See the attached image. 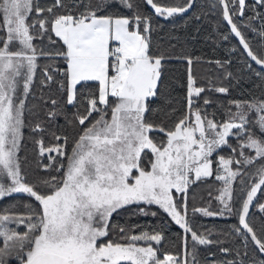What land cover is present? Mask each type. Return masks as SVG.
Returning a JSON list of instances; mask_svg holds the SVG:
<instances>
[{
  "label": "snow or ice",
  "instance_id": "1",
  "mask_svg": "<svg viewBox=\"0 0 264 264\" xmlns=\"http://www.w3.org/2000/svg\"><path fill=\"white\" fill-rule=\"evenodd\" d=\"M5 201L0 264H264V0H0Z\"/></svg>",
  "mask_w": 264,
  "mask_h": 264
},
{
  "label": "trees",
  "instance_id": "2",
  "mask_svg": "<svg viewBox=\"0 0 264 264\" xmlns=\"http://www.w3.org/2000/svg\"><path fill=\"white\" fill-rule=\"evenodd\" d=\"M42 3L46 2V0H41ZM163 22V21H162ZM177 27L179 31L177 34L180 36L181 41L185 43V47L182 49L186 52L194 53L196 56L204 57L205 59H212V58H226L230 55H234L230 53V48L232 46H238L237 40L233 37L229 41H222L219 39L216 35H211L213 33V26L210 22L205 21L203 25H199L200 31L198 34H196V25H192L189 23L186 27H180L183 25V21H177ZM169 27L171 25L169 24ZM222 31H226V26L221 29ZM195 35V39L192 37ZM248 36L250 39L253 38L252 33H248ZM255 42V41H253ZM207 65H199L197 75L200 77H203L205 70L207 69ZM239 65L237 64L234 67V71L238 70ZM186 66L178 61H174L172 64V70L171 75L176 78L177 80V88H176V95L182 96L183 91L179 87V84L181 82H184L186 80V72H185ZM203 82V80H201ZM252 81L248 78H245V81L243 82V88L244 89H250L252 88ZM239 91V89H237ZM236 94L235 92L233 93ZM26 152L29 155V162L32 166H34V162L31 160L32 150L31 145L28 146L26 149ZM198 192H203V189H198ZM20 197H17V200H19ZM16 202V201H5L3 204H0V207L7 206L9 203ZM124 219H127V216L124 217ZM204 224H206L209 227L212 226H218L219 229H224L229 227L231 223H234L233 220H223V219H216V220H203ZM131 223H140L144 225H151L154 228L160 229L163 227L161 221L158 218H153L151 216L148 217H134L131 220ZM175 232V228L172 229L171 232H168V235L171 236ZM167 250L168 251H175L173 248V245L171 241L167 244Z\"/></svg>",
  "mask_w": 264,
  "mask_h": 264
},
{
  "label": "rangeland",
  "instance_id": "3",
  "mask_svg": "<svg viewBox=\"0 0 264 264\" xmlns=\"http://www.w3.org/2000/svg\"><path fill=\"white\" fill-rule=\"evenodd\" d=\"M208 220H211V219H208Z\"/></svg>",
  "mask_w": 264,
  "mask_h": 264
},
{
  "label": "water",
  "instance_id": "4",
  "mask_svg": "<svg viewBox=\"0 0 264 264\" xmlns=\"http://www.w3.org/2000/svg\"><path fill=\"white\" fill-rule=\"evenodd\" d=\"M238 42V41H237Z\"/></svg>",
  "mask_w": 264,
  "mask_h": 264
}]
</instances>
